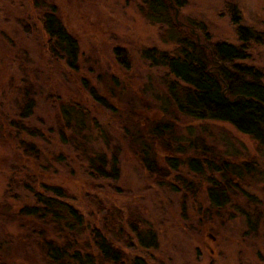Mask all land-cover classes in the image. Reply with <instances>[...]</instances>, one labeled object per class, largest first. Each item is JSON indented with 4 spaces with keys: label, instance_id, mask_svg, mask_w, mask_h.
Here are the masks:
<instances>
[{
    "label": "rangeland",
    "instance_id": "rangeland-1",
    "mask_svg": "<svg viewBox=\"0 0 264 264\" xmlns=\"http://www.w3.org/2000/svg\"><path fill=\"white\" fill-rule=\"evenodd\" d=\"M35 1L0 0V263L2 260L7 264H48L29 248L28 239L34 235L28 238V231L33 225L22 213H17L22 204L33 201L31 193L19 186L18 178L24 174H18L19 166L14 164L18 159L24 161L14 150L6 128L10 120H15L36 131L34 137L25 132L18 133L20 137L35 142L45 152L61 155L60 161L52 162L42 181L64 188L70 204L84 215L89 226L100 228L103 212L117 211L126 216L127 210L138 213L142 224L152 227L157 246L145 248L137 244L124 226L131 247L124 246L123 240L114 244L128 257L140 256L147 264H264V204L261 205L264 152L249 136L226 123H214L209 124L212 135L208 132L210 135L198 139L206 146L216 147L213 152H219L220 161L234 163L242 158L258 161L257 170L245 177V183L227 179L228 186L219 174H210L207 169L187 174L184 167L177 172L169 170L168 177L164 176V170L155 177L148 175L120 139L121 129L129 127L134 131L127 120L128 101L137 105L142 98L155 99V93L165 86L162 82L167 74L165 67L152 66L143 59L142 51L154 48L171 52L176 45L162 40L165 29L161 30L158 23L144 16L142 1L37 0L38 5ZM182 1L176 17L174 11V20L180 25L189 20L197 27L199 24L196 30L191 28L198 42L205 39L203 30L212 43L241 44L237 25L232 21L231 5L238 11V25L264 33V0ZM47 11L53 12L77 41L75 70L65 69L58 58H49L50 41L41 27L42 14ZM116 46L126 51L128 68L116 61L113 54ZM246 53L247 58L235 63L251 65L264 76V43L248 42ZM111 76L118 84L112 82ZM88 86L94 87L102 97L111 88L113 98L105 96L106 103L101 104L90 97ZM30 98L31 113L23 115V107ZM57 98L80 101L92 109L101 124L99 130L111 142V149L101 141L94 144L108 154L117 155L115 178L110 176L108 168V177H101L80 161L69 145L59 142L52 121ZM148 116L154 118L153 113ZM180 121H177L180 131L183 125L191 124L194 137L204 125L187 119ZM9 128L10 133L15 132L12 125ZM156 150L159 165L166 167L161 161L162 149ZM28 171L33 172L28 169L25 173ZM209 176L218 179L220 188L227 187L230 196V201L217 209L210 206L205 195L204 180ZM190 182L193 189L186 190ZM28 183L34 190L39 189L34 178ZM169 183L174 184H171L173 188ZM239 186H244L254 197L253 207L247 204L248 199ZM237 187L238 191L234 189ZM251 219L256 223L261 221V227L255 230L250 225Z\"/></svg>",
    "mask_w": 264,
    "mask_h": 264
},
{
    "label": "trees",
    "instance_id": "trees-1",
    "mask_svg": "<svg viewBox=\"0 0 264 264\" xmlns=\"http://www.w3.org/2000/svg\"><path fill=\"white\" fill-rule=\"evenodd\" d=\"M141 1L144 16L158 23L161 30L165 29L162 40L176 45L171 52L154 48L142 51L143 59L152 66L165 67L167 74L162 80L165 86L155 93V99L142 98L137 105L128 101L130 108H127V112L130 114L127 120L130 126L133 125L134 131L131 132L129 127L121 129V141L127 145L148 175L153 174L155 177L157 172L164 170V176L168 177L169 170L177 172L186 167L183 171L187 174L200 173L205 169L210 174H219L220 180L226 186L227 179H238L241 184L245 183V177L252 176L254 170H257L258 161L255 158H242L234 163L225 159L220 161L219 152H213L216 147L206 146L202 140L198 142V139L212 135L210 125L226 123L237 132L249 136L258 149L264 152V76L251 65L235 63L236 60L247 58L248 42L264 43V33L238 25V11L231 5L232 21L237 25L236 34L241 44L212 43L203 30L205 39L198 42L192 29L196 30L200 27L199 24L197 27L192 24V20L187 19V24L185 22L180 25L178 20L179 24L174 20V11L182 7V0ZM39 3L35 1V5ZM41 27L50 41L49 58H58L65 69L75 70L77 41L51 11L42 14ZM113 54L120 66L129 67L123 48L114 47ZM111 79L114 84H118L115 77L111 76ZM85 83L83 80L84 85ZM109 90L107 89L105 96L113 98L114 91ZM88 91L93 100L106 103L105 96H100L94 87H89ZM32 101L31 98L27 100L23 115H30ZM53 109V127L57 128L59 142L69 145L78 159L101 177H108V168L110 176L115 178L118 172L117 155L108 154L94 144L101 141L103 146L111 149V142L106 139V133L102 134L101 129L99 130L101 124L92 109L80 101L63 98H57ZM148 113H153L154 118L149 117ZM182 119L202 122L204 125L197 132L199 136L192 135L194 128L191 124L183 125L180 131L177 121ZM11 125L14 133L9 131ZM6 128L14 150L24 160L18 159L14 162L19 166L17 173L24 174L18 178L19 186L32 196L33 203L22 204L23 206L17 208V213H22L33 225L28 231V238L34 235L28 239V246L32 251H37L48 264H147L140 256L128 257L121 247L114 244H120V240H123L124 246L131 247L130 237L125 236V226L129 228L139 246H157L155 231L142 224L144 222L138 213L132 214L126 210V216H123L117 211L103 212L99 219L100 228L89 226L84 215L70 204L64 188L42 181L52 162L60 161L61 155L45 152L35 142L20 137V132L33 137L36 135V131L28 124L10 120ZM157 147L162 149L161 161L166 167L158 163L155 156ZM28 169L33 172L25 173ZM31 177L34 178L38 190H34L28 183ZM204 181L207 185L205 195L210 206L217 209L230 201L227 187L220 188L217 178L209 176ZM171 184L174 185L169 183L170 186ZM188 185L189 183L185 186L186 190L193 189L191 182L189 187ZM239 187L248 199L247 204H252L253 207L254 197L244 190V186ZM263 204L262 200L261 205ZM257 223L252 219L250 221L255 230L261 227L262 222ZM0 264L7 263L1 260Z\"/></svg>",
    "mask_w": 264,
    "mask_h": 264
},
{
    "label": "water",
    "instance_id": "water-1",
    "mask_svg": "<svg viewBox=\"0 0 264 264\" xmlns=\"http://www.w3.org/2000/svg\"><path fill=\"white\" fill-rule=\"evenodd\" d=\"M176 11H177V10H175V17H176Z\"/></svg>",
    "mask_w": 264,
    "mask_h": 264
}]
</instances>
